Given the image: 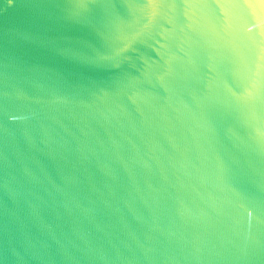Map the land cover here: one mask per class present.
<instances>
[{
    "label": "water",
    "instance_id": "95a60500",
    "mask_svg": "<svg viewBox=\"0 0 264 264\" xmlns=\"http://www.w3.org/2000/svg\"><path fill=\"white\" fill-rule=\"evenodd\" d=\"M0 264H264V0H0Z\"/></svg>",
    "mask_w": 264,
    "mask_h": 264
}]
</instances>
